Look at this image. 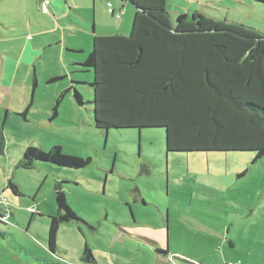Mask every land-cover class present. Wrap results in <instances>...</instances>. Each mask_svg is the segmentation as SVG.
<instances>
[{
	"label": "rangeland",
	"instance_id": "obj_1",
	"mask_svg": "<svg viewBox=\"0 0 264 264\" xmlns=\"http://www.w3.org/2000/svg\"><path fill=\"white\" fill-rule=\"evenodd\" d=\"M198 1L167 0V11L175 20L195 7L264 32V0H201L209 10ZM131 9L124 30H131ZM110 18L98 12V21ZM36 75L34 88V73H0V132L7 141L0 155V264H264V158L169 153L164 129L99 130L87 104L93 89L83 85L76 88L84 106L67 95L52 118L57 97L75 86L73 76ZM30 147L47 154L61 147L89 164L74 169L34 161L25 168ZM57 182L79 220L60 225L53 253ZM86 245L96 260H82Z\"/></svg>",
	"mask_w": 264,
	"mask_h": 264
},
{
	"label": "trees",
	"instance_id": "obj_2",
	"mask_svg": "<svg viewBox=\"0 0 264 264\" xmlns=\"http://www.w3.org/2000/svg\"><path fill=\"white\" fill-rule=\"evenodd\" d=\"M124 1L135 12L129 34L95 36L83 64L93 72L95 127L106 132L164 129L169 153L252 152L255 162L264 158V32L205 13L172 20L167 0ZM68 92L57 99L52 118ZM75 98L84 106L77 91ZM6 149L0 132V155ZM34 161L74 169L89 164L63 155L61 147L48 154L28 148L23 167L32 168ZM9 188L20 194L12 180ZM54 195L57 214L50 217L48 239L53 253L60 225L79 220L61 182ZM92 259L96 256L86 245L82 260Z\"/></svg>",
	"mask_w": 264,
	"mask_h": 264
},
{
	"label": "crops",
	"instance_id": "obj_3",
	"mask_svg": "<svg viewBox=\"0 0 264 264\" xmlns=\"http://www.w3.org/2000/svg\"><path fill=\"white\" fill-rule=\"evenodd\" d=\"M42 1L0 0V73L4 77L6 73H34L36 79V73H69L75 86H69L65 96L74 98L75 91L79 92L82 85L92 91L93 72L83 64L93 50V39L95 36H127L124 33L130 31L127 30L129 19L124 20V17L127 9L132 8L133 16L129 18L133 22V7L124 0H51L50 12L46 13L42 10ZM109 3L114 14L108 12ZM198 5L211 9L203 1H198ZM193 9L197 12L195 7ZM99 11L111 18L98 21ZM116 16L119 21L115 20ZM9 44L17 45L11 51ZM91 101L90 98L87 104L91 105Z\"/></svg>",
	"mask_w": 264,
	"mask_h": 264
},
{
	"label": "built area",
	"instance_id": "obj_4",
	"mask_svg": "<svg viewBox=\"0 0 264 264\" xmlns=\"http://www.w3.org/2000/svg\"><path fill=\"white\" fill-rule=\"evenodd\" d=\"M50 1L51 0H43L42 1V10L45 11L46 13H49L50 12V10H49ZM108 12L110 14H114V9H113V6H112L111 3L108 4Z\"/></svg>",
	"mask_w": 264,
	"mask_h": 264
}]
</instances>
